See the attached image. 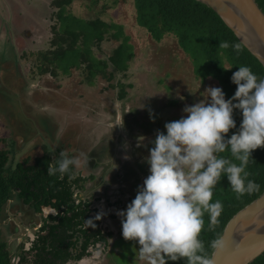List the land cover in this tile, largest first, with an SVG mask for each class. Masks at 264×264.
Masks as SVG:
<instances>
[{
	"label": "rangeland",
	"instance_id": "rangeland-1",
	"mask_svg": "<svg viewBox=\"0 0 264 264\" xmlns=\"http://www.w3.org/2000/svg\"><path fill=\"white\" fill-rule=\"evenodd\" d=\"M67 10L85 22L100 19L121 25L134 56L126 70L114 71L108 60L122 38L108 35L94 44L92 51L108 63L107 73L114 72L111 79L98 74L91 85L84 67L62 75L51 62L43 63L42 56L50 49V39L56 33L53 28L59 25L52 0H0V28L4 25L0 32V149L11 152L13 165L25 157L33 161L43 155L44 145L49 146L53 158L61 149L81 159L75 195L92 202V208L98 210L99 206L94 215L104 213L101 227L105 225L104 230L113 231V235L105 246L101 245V253L97 247L90 249L91 255L71 264H145L139 259L140 246L122 237L121 218L113 215L135 198L137 187L149 175L146 157L152 147L150 141L157 131L165 129L155 119V124L148 122L159 106L162 110L158 117L168 122L178 120L186 115L182 111L185 106L204 99L206 88L222 86L200 59L202 65L196 70L194 58L174 35L166 34L155 41L138 26L133 0H73ZM121 89L127 94L122 99L118 94ZM138 120L150 127L148 137L143 136V146H137L139 139L131 141L127 134L131 127L126 122L135 124ZM120 136L125 144L118 145ZM89 150L97 161L91 166L85 162ZM119 195L124 202L120 204V200L115 208L104 202ZM22 208L21 204L7 207L0 221L3 230L7 227L4 237L25 242L26 247L44 218L38 223L22 220ZM44 212L48 216L53 211ZM18 254L12 253V264Z\"/></svg>",
	"mask_w": 264,
	"mask_h": 264
},
{
	"label": "trees",
	"instance_id": "trees-1",
	"mask_svg": "<svg viewBox=\"0 0 264 264\" xmlns=\"http://www.w3.org/2000/svg\"><path fill=\"white\" fill-rule=\"evenodd\" d=\"M133 1L138 26L146 29L155 41H161L166 34L174 35L178 44L191 55L192 60L194 58L196 70L202 62L208 64L210 74L221 84L227 99L232 97L236 90V85L231 83V76L238 71L239 66H248L254 74L264 78L262 64L238 40L217 13L205 4L197 0ZM255 1L264 12V0ZM72 2L73 0H52L59 25L53 28L56 33L50 39V49L46 51V55L42 54L43 63L51 62L52 67L59 69L62 75L69 74L72 69L84 67L86 80L90 84L94 83L98 74L111 79L113 73H107L108 63L98 59L92 51L94 44L104 41L109 35V38L116 40L122 38V42L108 61L114 71L126 70L134 51L128 43L129 37L124 33L123 27L100 19L96 22H85L84 19L68 12L67 6ZM223 41H227L230 46L220 47V42ZM236 43L242 45L239 53L231 47ZM53 73L55 74V71ZM125 95V90L122 89L119 97L123 98ZM233 119L238 129L242 120L239 110H234ZM237 129H231L226 138ZM44 146L46 148L44 147L43 155L34 157L33 161L31 157H25L15 165L10 156L11 152L0 149V220L11 200L20 201L19 204L38 213L44 209L56 212L44 218L33 240L29 238V249L25 248V242L6 239L4 230H7V227L3 230L0 221V264H12L11 255L16 252L19 254L15 264H71V261L78 262L91 255L90 249H95L98 243L105 246L113 235V232L101 227V219L97 220L94 215L98 210L92 208L93 203L82 201L75 195V186H78L81 178L76 175L77 167L63 178L59 174H48L47 169L53 157L49 146ZM57 151L60 153L62 150ZM68 155L73 157L72 154ZM221 155L239 163L231 157L230 152L226 151ZM89 157L90 155L85 162L95 164V157ZM55 158H59V155ZM251 159L246 170L250 174L249 179L260 185L258 192L245 194L237 199L226 176H222L214 189L213 202L220 200L223 212L214 231L208 230L209 217L205 214L204 229L199 237L205 245V251L210 255L213 252L211 243L221 237L232 216L264 192V147L254 150ZM89 219L95 224L94 228L86 226L85 220ZM186 259L168 261L167 264H186ZM250 264H264V253Z\"/></svg>",
	"mask_w": 264,
	"mask_h": 264
},
{
	"label": "clouds",
	"instance_id": "clouds-1",
	"mask_svg": "<svg viewBox=\"0 0 264 264\" xmlns=\"http://www.w3.org/2000/svg\"><path fill=\"white\" fill-rule=\"evenodd\" d=\"M229 46L227 41L220 42L222 48ZM231 47L237 53L242 50L240 43ZM231 83L236 90L229 99L220 87H208L203 100L183 108L186 115L165 123L164 132L157 131L146 157L149 175L137 187L135 198L113 215L121 218L122 237L140 246L139 259L145 264H167L182 258H187L186 264H215L199 237L205 214L209 217L208 230L214 231L223 212L222 202H213L216 185L226 176L237 199L260 190L246 169L252 152L264 147V78L248 66H239ZM234 110L242 115L238 129ZM231 129L237 130L226 138ZM143 140L139 137L137 146H143ZM226 151L239 163L221 155ZM81 163V159L61 151L47 172L63 178ZM120 200L122 204L124 199L106 201L115 208ZM102 215L95 217L99 220ZM85 221L87 227H95L92 220ZM224 247L221 237L211 243L214 252Z\"/></svg>",
	"mask_w": 264,
	"mask_h": 264
},
{
	"label": "water",
	"instance_id": "water-1",
	"mask_svg": "<svg viewBox=\"0 0 264 264\" xmlns=\"http://www.w3.org/2000/svg\"><path fill=\"white\" fill-rule=\"evenodd\" d=\"M211 8L264 67V12L255 0H197ZM215 264H250L264 253V192L228 221Z\"/></svg>",
	"mask_w": 264,
	"mask_h": 264
},
{
	"label": "flooded vegetation",
	"instance_id": "flooded-vegetation-1",
	"mask_svg": "<svg viewBox=\"0 0 264 264\" xmlns=\"http://www.w3.org/2000/svg\"><path fill=\"white\" fill-rule=\"evenodd\" d=\"M32 131H33V129H32ZM31 131V132H32ZM30 134V133H29ZM26 137H29L28 135L26 136ZM88 152V151H87ZM89 155H90V157L89 158H92V157H94L93 155H94V153H93V151L92 150H89ZM88 157V156H87ZM98 157H100V156H98ZM120 196V197H119ZM119 196H116L115 197V199L114 200H110V202H112V203H114V202H116L118 199H122V198H124L122 195H119ZM119 197V198H118ZM123 200V199H122ZM107 202V201H106ZM19 203H20V201H15V200H11L10 201V203L8 204V207H9V209L12 207V206H14V204L16 205V206H18L19 205ZM18 204V205H17ZM22 205V204H21ZM108 206H110L111 207V205H109L108 204ZM24 207L26 208V206H23V208L20 210V212H19V216H21V217H19L20 219H22V220H26V221H29V222H35V223H38L41 219H43V218H46L47 217V215H45V210H43L40 214L38 213V212H35L33 209H24ZM106 207V206H105ZM113 207V206H112ZM107 208V207H106ZM114 208V207H113ZM50 210V209H49ZM98 210H99V206H98ZM33 212L34 213V215L33 216H30V212ZM50 211H52V210H50ZM23 212V213H22ZM38 213V214H37ZM51 214H53V212H51ZM56 214V213H55ZM50 215V214H49ZM32 217V218H31ZM102 219V218H101ZM102 222V221H101ZM106 226L105 225H103V230H104V228H105ZM107 230V229H106ZM33 240V239H32ZM30 245H31V243H26V249H29L30 248ZM102 244L101 243H98L96 246H97V250L98 251H100V253H101V249L102 250H104V247H102L101 246ZM88 256H85V257H83L81 260H83L84 258H87ZM80 260V261H81ZM79 263V262H78ZM77 263V264H78Z\"/></svg>",
	"mask_w": 264,
	"mask_h": 264
},
{
	"label": "crops",
	"instance_id": "crops-1",
	"mask_svg": "<svg viewBox=\"0 0 264 264\" xmlns=\"http://www.w3.org/2000/svg\"><path fill=\"white\" fill-rule=\"evenodd\" d=\"M4 31V30H3ZM0 32H1V28H0ZM5 34V33H4ZM94 82H95V79H94ZM94 84V83H93ZM92 85V84H91ZM122 90V89H121ZM120 90V91H121ZM120 91H119V93L118 94H120ZM126 93V92H125ZM127 95V94H126ZM125 95V96H126ZM124 96V97H125ZM123 97V98H124ZM120 99H122V98H120ZM161 106H159V108H158V110L157 111H153V115H154V117L153 118H151L150 119V122H148V123H151V124H153L154 123V121H153V119H155V120H157V121H159L160 123H162L163 125H165V123H166V121L167 120H163L162 118H160V117H158L157 115L158 114H161V108H160ZM152 115V116H153ZM133 121H135V120H133ZM168 122V121H167ZM155 124V123H154ZM126 125L128 126V127H131V129L128 131V139H130L131 141L132 140H138L139 138L136 136L137 134L138 135H141V136H147L148 137V134H147V131H148V129H150V127L147 125V123L146 122H143V121H139L138 120V122H135V124H133V123H131V121H128V122H126ZM135 130L137 131V133H135ZM150 132H152V131H150ZM122 145V144H125L124 143V141H123V139H122V136H120L119 137V144L118 145ZM114 145H116V143L114 144ZM148 146V145H147ZM101 157V156H100ZM91 159V158H90ZM98 159H99V157H98ZM79 169H77V171H78ZM80 171H78V173H79Z\"/></svg>",
	"mask_w": 264,
	"mask_h": 264
}]
</instances>
